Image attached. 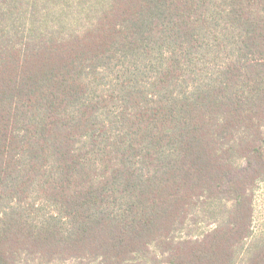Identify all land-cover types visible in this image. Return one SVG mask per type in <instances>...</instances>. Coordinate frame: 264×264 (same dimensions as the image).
<instances>
[{
	"label": "trees",
	"instance_id": "obj_1",
	"mask_svg": "<svg viewBox=\"0 0 264 264\" xmlns=\"http://www.w3.org/2000/svg\"><path fill=\"white\" fill-rule=\"evenodd\" d=\"M263 181L264 0H0V264H264Z\"/></svg>",
	"mask_w": 264,
	"mask_h": 264
},
{
	"label": "rangeland",
	"instance_id": "obj_2",
	"mask_svg": "<svg viewBox=\"0 0 264 264\" xmlns=\"http://www.w3.org/2000/svg\"><path fill=\"white\" fill-rule=\"evenodd\" d=\"M205 229H208V227ZM252 229L255 237L264 236V181L258 185V188L255 192L254 218H253ZM57 264H74V263L60 261Z\"/></svg>",
	"mask_w": 264,
	"mask_h": 264
}]
</instances>
